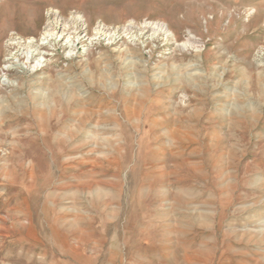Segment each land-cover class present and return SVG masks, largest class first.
<instances>
[{
  "label": "rangeland",
  "instance_id": "rangeland-1",
  "mask_svg": "<svg viewBox=\"0 0 264 264\" xmlns=\"http://www.w3.org/2000/svg\"><path fill=\"white\" fill-rule=\"evenodd\" d=\"M56 12L101 39L4 70ZM0 68V264H264V0H0Z\"/></svg>",
  "mask_w": 264,
  "mask_h": 264
},
{
  "label": "bare ground",
  "instance_id": "bare-ground-1",
  "mask_svg": "<svg viewBox=\"0 0 264 264\" xmlns=\"http://www.w3.org/2000/svg\"><path fill=\"white\" fill-rule=\"evenodd\" d=\"M65 18L62 14L56 13L54 14V18L49 21L44 30L41 32L39 37L30 36L27 39L21 38L10 41L8 46L10 48L13 47L17 49H14L15 51L9 49L10 51L6 56L7 62L3 66V69L6 71L16 69L22 73H34L38 69L42 68L44 62L47 60V55L50 54L44 48H55L57 45H61L64 50H66V56L72 57L76 53L77 45L79 43H82L84 48L83 51H86L95 40L101 39L102 33L99 29H96L97 32H95L93 37H89L87 33H85L86 19L82 16V14L72 13L68 19ZM78 27L82 29V33L84 34L81 35L79 33ZM143 27L144 29L148 28L151 30L152 33L150 34V37H160L162 40L167 41L168 44H173L177 48L180 47L182 50H193L195 53H201L202 51L201 44H199V38L191 31L188 32L186 40L180 42L178 41L175 32L165 22L149 21L145 22ZM171 52L173 51H167V53ZM256 76L264 78V72H259ZM1 79L3 84L10 82L7 72L3 74Z\"/></svg>",
  "mask_w": 264,
  "mask_h": 264
},
{
  "label": "built area",
  "instance_id": "built-area-1",
  "mask_svg": "<svg viewBox=\"0 0 264 264\" xmlns=\"http://www.w3.org/2000/svg\"><path fill=\"white\" fill-rule=\"evenodd\" d=\"M56 13H57V12H56ZM56 13H55V14H56ZM85 27H86V23H85ZM85 30H86V29H85Z\"/></svg>",
  "mask_w": 264,
  "mask_h": 264
}]
</instances>
